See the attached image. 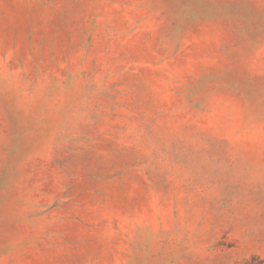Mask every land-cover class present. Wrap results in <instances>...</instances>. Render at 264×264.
Masks as SVG:
<instances>
[{"label": "rangeland", "instance_id": "374dc122", "mask_svg": "<svg viewBox=\"0 0 264 264\" xmlns=\"http://www.w3.org/2000/svg\"><path fill=\"white\" fill-rule=\"evenodd\" d=\"M0 264H264V0H0Z\"/></svg>", "mask_w": 264, "mask_h": 264}]
</instances>
